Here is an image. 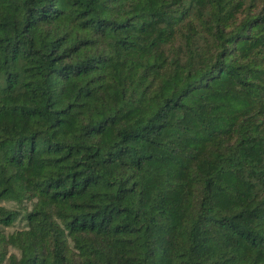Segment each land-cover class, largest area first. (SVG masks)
<instances>
[{
	"label": "trees",
	"instance_id": "16d2710c",
	"mask_svg": "<svg viewBox=\"0 0 264 264\" xmlns=\"http://www.w3.org/2000/svg\"><path fill=\"white\" fill-rule=\"evenodd\" d=\"M0 264H264V0H0Z\"/></svg>",
	"mask_w": 264,
	"mask_h": 264
},
{
	"label": "rangeland",
	"instance_id": "374dc122",
	"mask_svg": "<svg viewBox=\"0 0 264 264\" xmlns=\"http://www.w3.org/2000/svg\"><path fill=\"white\" fill-rule=\"evenodd\" d=\"M21 225V224H20ZM20 225H18V226H20Z\"/></svg>",
	"mask_w": 264,
	"mask_h": 264
}]
</instances>
